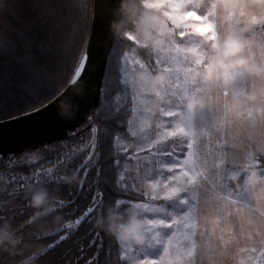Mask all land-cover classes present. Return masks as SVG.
Instances as JSON below:
<instances>
[{
    "label": "trees",
    "instance_id": "1",
    "mask_svg": "<svg viewBox=\"0 0 264 264\" xmlns=\"http://www.w3.org/2000/svg\"><path fill=\"white\" fill-rule=\"evenodd\" d=\"M5 2L13 27L0 30V120L41 107L68 85L85 50L93 0H56L54 10L44 0ZM128 52L152 63L147 48L116 34L93 126L86 121L75 136L0 156V228L22 240L12 251L0 249V264H123L117 239L97 221H106L117 201L123 213L142 199L117 180L126 156L115 138L127 134L131 112L122 77ZM228 184L235 192L244 186L242 177ZM41 188L55 197L57 212L33 221L31 193Z\"/></svg>",
    "mask_w": 264,
    "mask_h": 264
},
{
    "label": "rangeland",
    "instance_id": "2",
    "mask_svg": "<svg viewBox=\"0 0 264 264\" xmlns=\"http://www.w3.org/2000/svg\"><path fill=\"white\" fill-rule=\"evenodd\" d=\"M173 15L179 26L173 27L160 48H147L150 65L133 52L122 58L124 96L131 112L126 136L115 138L116 149L126 156L117 180L124 189L142 196L126 209L135 207L139 212L147 239L135 246L118 242L119 258L123 264H156L167 248L173 264H264V181L245 184L252 169L264 177L263 124L252 127L237 121L222 126L218 94L204 91L207 106L196 123L206 129L207 136L190 148L181 139H160L157 123L174 117L158 112L146 122L127 87L125 73L130 65L143 64L154 74L169 70L168 92L179 97L188 91L183 73L189 63L186 50L197 40L195 31H205L206 25L200 19L202 13H194L190 4ZM253 50L258 58L264 54V32ZM171 98L173 103L165 105V111L177 107V98ZM234 171L241 172L244 182L239 192L228 184ZM201 220L205 233L220 235L218 240L209 241L200 234Z\"/></svg>",
    "mask_w": 264,
    "mask_h": 264
},
{
    "label": "clouds",
    "instance_id": "3",
    "mask_svg": "<svg viewBox=\"0 0 264 264\" xmlns=\"http://www.w3.org/2000/svg\"><path fill=\"white\" fill-rule=\"evenodd\" d=\"M49 9L55 8L56 0H44ZM194 13H202L200 19L205 31H195L197 40L186 51L189 63L183 73L189 89L179 97L166 90L168 71L152 73L143 64H132L125 73L127 87L132 98L150 123L159 112L171 121L157 123L160 139H181L194 147L207 136L205 128L196 123L197 116L206 106L204 91L218 94L221 108L220 123L230 127L237 121H245L252 127L264 121V54L259 58L254 52L257 37L264 32V0H123L120 11L124 17L113 24L119 36L133 39L140 47L158 49L164 38L178 27V10L188 5ZM7 3H0V30L11 29L13 22L6 17ZM133 31H125L127 24ZM79 77L70 78L68 85H75ZM177 98V107L165 111ZM241 172H232L228 179L236 183ZM71 182L75 176L66 177ZM264 181L256 169L248 172L245 184L255 186ZM30 203L37 209L33 221L57 212L55 197L46 189L31 193ZM121 202L108 209L107 219L98 220L99 227L107 226L117 241L126 246L143 245L147 239L145 221L135 207L122 213ZM58 220L59 217H56ZM22 243L8 227L0 228V249L14 250ZM33 253L29 259L35 257ZM156 264H173L168 249Z\"/></svg>",
    "mask_w": 264,
    "mask_h": 264
},
{
    "label": "water",
    "instance_id": "4",
    "mask_svg": "<svg viewBox=\"0 0 264 264\" xmlns=\"http://www.w3.org/2000/svg\"><path fill=\"white\" fill-rule=\"evenodd\" d=\"M122 2L93 0L89 35L73 76L79 80L75 85H67L41 107L0 120V156L30 151L44 142L75 136L71 131L86 121L94 125L108 57L116 36L112 26L121 21Z\"/></svg>",
    "mask_w": 264,
    "mask_h": 264
},
{
    "label": "crops",
    "instance_id": "5",
    "mask_svg": "<svg viewBox=\"0 0 264 264\" xmlns=\"http://www.w3.org/2000/svg\"><path fill=\"white\" fill-rule=\"evenodd\" d=\"M261 124H263V126L262 127H260V128H264V122L262 121V122H260V125ZM260 175H262V174H260ZM243 190V189H242ZM203 225H204V222H203V220H201V222H200V228H199V231L201 232H199L201 235H204L205 237H206V239H209V241L210 240H218L219 238H220V235H211L208 231L205 233V231H204V228H203ZM224 236V235H223Z\"/></svg>",
    "mask_w": 264,
    "mask_h": 264
},
{
    "label": "snow or ice",
    "instance_id": "6",
    "mask_svg": "<svg viewBox=\"0 0 264 264\" xmlns=\"http://www.w3.org/2000/svg\"><path fill=\"white\" fill-rule=\"evenodd\" d=\"M255 251V250H254Z\"/></svg>",
    "mask_w": 264,
    "mask_h": 264
}]
</instances>
